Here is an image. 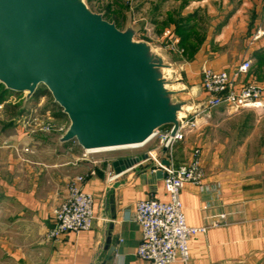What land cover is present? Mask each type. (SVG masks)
<instances>
[{"label": "crops", "instance_id": "0c3cea01", "mask_svg": "<svg viewBox=\"0 0 264 264\" xmlns=\"http://www.w3.org/2000/svg\"><path fill=\"white\" fill-rule=\"evenodd\" d=\"M169 1L161 0L163 4ZM176 3L182 8L176 16H192L191 25L198 24L205 36L198 53L182 65L187 79L182 90L191 86L202 102L206 99L204 68L233 74L244 60H253L252 69L239 76L238 83H257L264 97V37L253 42L258 29L264 27V0ZM163 15L168 19L173 14L168 9ZM166 29L175 33L174 25ZM41 101L33 97L26 108ZM15 106L20 112L24 102ZM217 113L226 115L225 122L236 115L225 107ZM236 113L245 117L240 146L245 154L239 159L219 151L209 154L204 145L192 144V137L201 135L202 128L176 149L181 164L191 160L193 149L200 146L206 171L205 191L188 184L181 195L188 225L208 227L190 242L189 264H264V113L253 109ZM40 114L46 117L48 111L40 110ZM22 115H12L13 122L6 124L8 116L0 112V264H151L137 256L143 236L135 222L136 203L150 198L166 202L163 178L153 174L146 163L118 174L113 166L118 155L100 153L86 160L85 150L76 142L63 143L61 133L38 136L33 143L20 126ZM257 131L259 140L253 144L249 136ZM28 145L33 152L22 153ZM155 146L156 142H150L141 152ZM111 175L116 179L111 181ZM76 177L85 178L83 190L95 197L94 228L56 242L47 240L55 226V211ZM221 214L228 215L229 226L211 227Z\"/></svg>", "mask_w": 264, "mask_h": 264}, {"label": "water", "instance_id": "95a60500", "mask_svg": "<svg viewBox=\"0 0 264 264\" xmlns=\"http://www.w3.org/2000/svg\"><path fill=\"white\" fill-rule=\"evenodd\" d=\"M140 31H121L86 0H0V86L26 94L24 109L46 87L70 121L63 143L88 152L143 146L162 128L175 133L202 102L177 86L166 51L139 40ZM147 158L113 166L120 174Z\"/></svg>", "mask_w": 264, "mask_h": 264}, {"label": "built area", "instance_id": "2783aa9c", "mask_svg": "<svg viewBox=\"0 0 264 264\" xmlns=\"http://www.w3.org/2000/svg\"><path fill=\"white\" fill-rule=\"evenodd\" d=\"M149 26V27H147ZM141 36L150 42L165 43L169 51L182 55L179 48V38L172 29H166L161 36L157 35L155 27L147 25ZM264 37V27H260L253 37V42ZM253 66V60H244L237 66L233 74L227 71H214L204 68L202 72V87L206 99L202 107L195 113L191 109L180 118L178 130L174 133L173 127H165L155 132L150 142L156 146L147 152H137L143 146L126 147L115 150L84 152L83 158L88 160L94 154L107 152H131L119 155V158H139L144 155L148 158L138 166L148 164L153 174H164V187L168 197L166 202L157 199H145L136 203L135 222L142 232V243L137 250V256L144 262L151 264H189L191 260L190 242L200 233H205L208 227L189 226L184 213L181 199L182 191L188 184L204 190L206 171L203 166L202 148L196 146L192 151L191 160L178 163L176 149L188 137L196 133L206 123L214 110L225 107L228 111L239 112L253 109L264 112L263 89L257 83L242 84L239 86L238 77L247 74ZM22 130L34 143L36 137L57 132L54 125L41 120L40 111L35 108H26L19 119ZM64 130L61 129L60 132ZM149 142V143H150ZM22 153H32L30 145L20 150ZM137 153H136V152ZM135 152V153H133ZM167 161L168 165H164ZM99 163V161H94ZM148 167V166H147ZM117 176L111 175L113 181ZM85 178L76 177L67 188L64 201L55 211V226L47 234V240L59 241L70 233L80 234L94 228L96 216L94 213L95 197L83 190ZM228 215L221 214L214 218L211 227L229 226ZM108 264V263H107Z\"/></svg>", "mask_w": 264, "mask_h": 264}, {"label": "rangeland", "instance_id": "374dc122", "mask_svg": "<svg viewBox=\"0 0 264 264\" xmlns=\"http://www.w3.org/2000/svg\"><path fill=\"white\" fill-rule=\"evenodd\" d=\"M86 2L93 12L102 14L105 20L110 23H115L117 28L121 31H124L130 24L134 27H140L141 31L137 35V38L139 40H146L148 42H150L149 39H147L145 36L143 37L140 35L141 32H144V29L147 25L154 26L157 35L161 36L163 33L161 34V31L158 30L157 25L161 26L166 19L164 15L162 17V11L166 13L169 9L172 14L176 16L178 10L182 9L180 8V6H178L179 4L176 3V0H170L168 4H163L161 0H86ZM150 43L159 46L161 45L166 51L165 53L163 52V55L166 56L168 63H173L174 68L178 70L179 80H177L175 83L177 84V86H179L180 89H182V85H186L187 79L184 73L185 70L184 68H182L184 61L181 59V56L169 51L165 43ZM191 89L192 87L188 85L185 89L186 96L194 99L196 97L193 95ZM39 91L46 92V95L41 96L40 99L42 101L37 104V106L31 108H35L37 110L39 109V111L47 110L48 114L46 115V117L41 116V120L53 124L57 132H60L61 129H63L65 132L70 124L68 117L64 115L62 109L54 103V99L46 87L40 86ZM0 94L4 98L2 100V103L0 104V112H2V114L3 112H6L8 117L4 118V121L6 122V124H10L13 122L12 120H14V117H12V115L15 114H8L7 107L9 105L15 106V104H23L26 94H17L11 92L7 93L2 89H0ZM47 107H49L50 109H48ZM231 112V114L236 115L231 116L229 120L225 122L224 120L226 118V115L223 113H217V110H214L211 117L207 119L208 121L201 127V135H199V133H196V135L192 137L191 143H195V145L200 144L202 147L204 145L206 149L209 150V154L219 151L220 153L225 154L228 157L239 159L243 154H245L244 149L242 150L240 147L241 141L243 140V138H241V124L245 117L243 118L242 116H237V113L234 111ZM62 114L63 117L60 118L59 116ZM254 118L255 117H253L252 120ZM63 133L61 132V134ZM261 133L263 135L262 130ZM258 136L259 134L257 131V133L254 132L253 134H251L249 136V139L253 142V144H256L259 140ZM141 150L143 149H140L137 152H141ZM130 153L131 152L121 151L107 152L105 154L109 156H119Z\"/></svg>", "mask_w": 264, "mask_h": 264}, {"label": "trees", "instance_id": "16d2710c", "mask_svg": "<svg viewBox=\"0 0 264 264\" xmlns=\"http://www.w3.org/2000/svg\"><path fill=\"white\" fill-rule=\"evenodd\" d=\"M185 1V0H184ZM185 3V2H184ZM187 3V2H186ZM192 17V16H191ZM186 17L182 18L181 16L169 15L168 19H166L161 26L157 25L158 30L161 31V34L164 32L166 28L169 26H175V36L179 38V48L182 50L181 59L183 61H191L194 56L198 53L202 43L204 42L205 36L198 30V24L191 25L193 18ZM0 89H3L4 92L9 93L4 89L3 86H0ZM12 93V92H11ZM46 92L37 91L34 96V101L38 102L41 96H45ZM3 96L0 95V103H2ZM9 110H13L16 116L22 115L25 112V109L20 110L18 112V107L9 106L7 107ZM63 117V114L59 116Z\"/></svg>", "mask_w": 264, "mask_h": 264}, {"label": "bare ground", "instance_id": "6f19581e", "mask_svg": "<svg viewBox=\"0 0 264 264\" xmlns=\"http://www.w3.org/2000/svg\"><path fill=\"white\" fill-rule=\"evenodd\" d=\"M165 71H168V69H165ZM188 111H189V109H188Z\"/></svg>", "mask_w": 264, "mask_h": 264}]
</instances>
